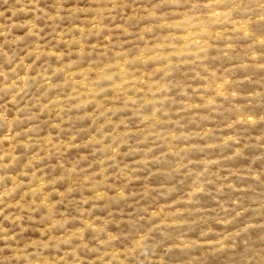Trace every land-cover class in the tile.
Returning a JSON list of instances; mask_svg holds the SVG:
<instances>
[{
  "label": "rangeland",
  "instance_id": "rangeland-1",
  "mask_svg": "<svg viewBox=\"0 0 264 264\" xmlns=\"http://www.w3.org/2000/svg\"><path fill=\"white\" fill-rule=\"evenodd\" d=\"M0 264H264V0H0Z\"/></svg>",
  "mask_w": 264,
  "mask_h": 264
}]
</instances>
